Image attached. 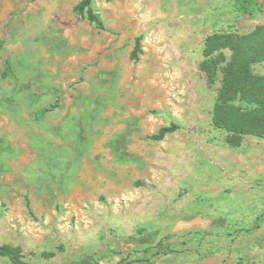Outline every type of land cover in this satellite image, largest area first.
I'll list each match as a JSON object with an SVG mask.
<instances>
[{"label": "rangeland", "instance_id": "374dc122", "mask_svg": "<svg viewBox=\"0 0 264 264\" xmlns=\"http://www.w3.org/2000/svg\"><path fill=\"white\" fill-rule=\"evenodd\" d=\"M80 1L0 0V245L30 264H264V137L227 142L221 68L202 69L206 37L264 24V0H93L103 28Z\"/></svg>", "mask_w": 264, "mask_h": 264}, {"label": "trees", "instance_id": "16d2710c", "mask_svg": "<svg viewBox=\"0 0 264 264\" xmlns=\"http://www.w3.org/2000/svg\"><path fill=\"white\" fill-rule=\"evenodd\" d=\"M234 9L239 13L253 15L262 9L258 0H234ZM79 15H88L91 22L100 28L104 23L93 6V0H81L75 6ZM4 42H0V51ZM206 60L202 69L208 79H214L218 67L221 68L222 80L213 109V124L227 132V142L232 147H239L247 135L264 137V75L255 71L258 63L264 62V24L257 25L248 33L214 32L205 39ZM230 49L231 57H223V51ZM141 50L140 39L132 53L138 58ZM11 61H6L4 74L11 69ZM53 104L52 107H56ZM43 111L38 112L41 117ZM179 126H163L152 137L163 139L167 133ZM0 255L6 256L13 264H30L24 260L23 248L11 244L0 245Z\"/></svg>", "mask_w": 264, "mask_h": 264}]
</instances>
